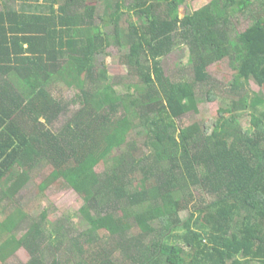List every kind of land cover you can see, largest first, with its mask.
I'll use <instances>...</instances> for the list:
<instances>
[{
    "label": "trees",
    "instance_id": "16d2710c",
    "mask_svg": "<svg viewBox=\"0 0 264 264\" xmlns=\"http://www.w3.org/2000/svg\"><path fill=\"white\" fill-rule=\"evenodd\" d=\"M185 1L41 0L32 11L21 0L0 9V214L9 208L0 264L20 248L30 255L24 264H264V97L246 87H264V0L254 13L257 0H210L180 17ZM249 11L253 22L231 33L235 13ZM110 24L112 33L100 27ZM177 38L188 46L191 80H173L162 66ZM113 44L127 48L121 61L135 78L123 95L96 65ZM224 58L236 97L211 122H178L198 111L196 84ZM55 77L80 102L57 129L66 106L48 89ZM132 131L143 136L140 148L128 141ZM47 166L82 194L88 227L77 235L17 203ZM63 243L60 259L54 250Z\"/></svg>",
    "mask_w": 264,
    "mask_h": 264
},
{
    "label": "rangeland",
    "instance_id": "374dc122",
    "mask_svg": "<svg viewBox=\"0 0 264 264\" xmlns=\"http://www.w3.org/2000/svg\"><path fill=\"white\" fill-rule=\"evenodd\" d=\"M24 8L28 10H35V4L41 0H26ZM95 1L97 0H89ZM210 0H186L179 6L178 13L180 17L192 12L194 9L201 7L208 3ZM258 1L253 8V13L256 11ZM129 0H126V4ZM21 0H0V9L10 6L20 8L22 6ZM92 4V3H89ZM100 4V5H99ZM30 5V7H29ZM103 3L97 4L96 10L102 11ZM90 8V6H89ZM88 14H91V8L87 9ZM252 12L239 13L236 12L232 18V30L231 33L243 31L254 20ZM101 29L113 32L112 24L106 28L103 25ZM127 51L126 47L117 46L115 44L109 46L106 51L96 56V65L98 68L105 67L108 74L113 78L114 87L121 95L128 91H132L131 84L134 82V77L128 74L127 66L122 64V54ZM189 49L185 42L180 38H177L176 44L172 51L162 58V66L165 73L173 80H179L183 77L188 79L193 78V72L188 63ZM210 74V80L205 83L196 84V103L197 112H188L178 122H191L194 120H208L209 122L215 120L218 116V109L221 106H225L230 101V98H235V94L230 91L229 84L233 79L235 70L230 64L228 58H224L221 61H217L208 67ZM249 92L257 93L261 97H264V87L257 85L251 81L247 86ZM48 89L57 97H60L66 106L65 111L60 115L59 119L53 124V128L57 129L61 126L69 117H71L77 109L80 107L78 98V91L76 88L67 89L66 86L60 81L59 78H53L48 84ZM209 91L215 95L214 99L208 98ZM242 124L247 127L249 124V114L247 111L243 112L241 119ZM141 134L132 131L128 141L135 139L137 148L142 145ZM129 141V142H130ZM125 149H115L113 154H118ZM112 163V158L109 157L107 161L101 162L97 165L96 171L103 172L109 169ZM51 167H42L37 172L31 175V179L20 190L16 196L17 203L22 209L29 214L33 219L37 218L43 210L47 211L46 224L48 228H51L57 224H63V227L67 228V232L70 235H77L88 227L87 222L80 214V207L83 205V197L80 192L67 186L60 177H57L52 172ZM12 177H8L3 181V185L8 184ZM41 183L45 184V188H41ZM7 201L0 202V212L2 207L7 204ZM9 208L0 214V218H4L5 213ZM188 211L184 210L180 213L182 218H186ZM27 228V224H22L17 230L16 234L20 236ZM1 241V239H0ZM67 243H63L58 249H55L56 255L60 259H65L68 253ZM52 253H50L48 260H51ZM30 258L29 253L24 249H18L15 254L10 256L5 264H24ZM253 264H260L254 262Z\"/></svg>",
    "mask_w": 264,
    "mask_h": 264
}]
</instances>
